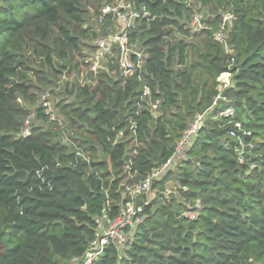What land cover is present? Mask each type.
Returning a JSON list of instances; mask_svg holds the SVG:
<instances>
[{
    "label": "trees",
    "instance_id": "obj_1",
    "mask_svg": "<svg viewBox=\"0 0 264 264\" xmlns=\"http://www.w3.org/2000/svg\"><path fill=\"white\" fill-rule=\"evenodd\" d=\"M114 1L0 0V264L81 262L99 220L130 202L125 242L91 264H264V0H129L151 19L127 31L140 57L130 54L126 78L117 46L96 73L83 65L110 25L97 24L102 4ZM223 73L231 85L218 89ZM46 88L56 117L41 101L23 137L25 104ZM229 106L233 119L219 117ZM205 112L153 197L132 200ZM239 139L252 144L243 163Z\"/></svg>",
    "mask_w": 264,
    "mask_h": 264
},
{
    "label": "built area",
    "instance_id": "obj_2",
    "mask_svg": "<svg viewBox=\"0 0 264 264\" xmlns=\"http://www.w3.org/2000/svg\"><path fill=\"white\" fill-rule=\"evenodd\" d=\"M199 15L195 14L191 22L192 26L199 24ZM229 16H225L224 20L229 19ZM108 19L110 25L107 27L106 35L97 36L91 43L93 51L89 52L83 60V65L88 68L89 71L96 73L101 68L102 63L104 62L106 56L111 52L113 46H117L119 49L118 54V64L121 71V75L126 78L132 75L135 64L130 61V54L134 53L136 56L140 57V54L133 52V49L128 46L127 40V31L132 27L134 21L139 19H151L150 14L144 9L141 8L136 10L134 5L128 0H115L112 3L104 2L100 9V14L97 19L98 25H103ZM216 38L221 40L219 33H217ZM142 60L138 61L137 66L139 67ZM227 75L226 73L221 74L220 76ZM220 76L217 78L219 80ZM220 82V81H218ZM222 87L225 88L229 84L228 82H220ZM220 87V85H219ZM41 106L44 109L46 115H49L50 119H54L53 108L50 107L49 102L45 97L41 98ZM219 99L225 100L222 96L218 95L215 97L213 105L217 104ZM219 117L225 119H233L234 111L232 107H228L222 112L219 113ZM206 119V112L202 114H196L189 124L188 128L183 132V135L176 144L175 152L171 160L160 170L153 172L145 180H143L137 186L129 190V195L131 199H135L139 195H147L151 189V184L155 179H158L163 175L170 164L173 165V160L178 159L180 153L183 149L188 146L192 139L197 135L198 130L203 125ZM235 128L240 131L241 126L239 123H234ZM30 134V123L28 118L24 120L23 128L20 135L26 137ZM243 134L250 135L249 132H243ZM228 135L231 138H236V133L234 130H231ZM246 147H252V144L245 145L242 140H238V147L235 151L237 154V160L239 163L244 161V151ZM137 211H140L137 208ZM135 215V209L133 202L127 203L124 207L121 208L120 214L113 220L106 223V226L102 230H98L96 237L93 241L89 243V247L86 253L83 256L81 262L76 264H91L103 253L104 247L110 242L115 241L116 243L123 245L125 242V234L123 233V228L126 225H132V217ZM184 216L189 220L195 219V213L188 211L184 213ZM139 221V219H136ZM100 227V226H99Z\"/></svg>",
    "mask_w": 264,
    "mask_h": 264
},
{
    "label": "rangeland",
    "instance_id": "obj_3",
    "mask_svg": "<svg viewBox=\"0 0 264 264\" xmlns=\"http://www.w3.org/2000/svg\"><path fill=\"white\" fill-rule=\"evenodd\" d=\"M101 68H103V64L101 65ZM226 74H227V75L220 76V78H219V80H217V82H218V81H220V82H228V84L231 85L230 75H229V73H226ZM67 79L70 81V78H69V77H63V78L61 79V81H63V80H67ZM220 82H218L219 85H220V87L218 86V89H223L222 84H220ZM59 85H60V84H59ZM50 90H51V88H46L45 90H42V92H44V95H42V96L45 97V99H47V101H48L49 104H50V107L53 108V105H54L55 100L53 99L54 94H51V93H50ZM58 91H60L59 88H54V93H56V92H58ZM37 95H38V96H37V102H36L35 104H32V105L25 104L26 107H27L28 110H29L28 120H29L30 125H31V124H38V123H40L39 121H37V120L35 119V117H34V112H33V111H34V108H36V107L41 103V100H42V99H40L39 94H37ZM42 96H41V98H42ZM19 101L21 102L22 100L20 99ZM53 116L56 117V112H55V111H53ZM177 160H178V159L173 160V162H172L173 165L170 164V165L168 166V168H173L174 165L177 163ZM172 187L174 188V187H175V184L171 181V182H169V183L166 185L165 193L168 194V193H170L171 191L173 192ZM153 195H154V192H153V191H149V193H147V195H146V196H147V199L152 198ZM99 225H100L99 230L104 229V227L106 226L104 220H102V219L99 220ZM102 231H103V230H102Z\"/></svg>",
    "mask_w": 264,
    "mask_h": 264
}]
</instances>
